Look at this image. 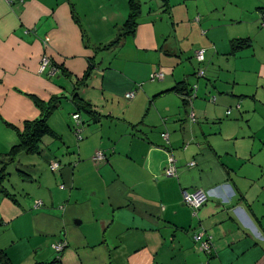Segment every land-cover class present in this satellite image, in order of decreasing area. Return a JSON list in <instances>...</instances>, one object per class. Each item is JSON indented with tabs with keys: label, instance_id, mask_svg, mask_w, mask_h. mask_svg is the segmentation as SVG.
I'll return each instance as SVG.
<instances>
[{
	"label": "crops",
	"instance_id": "0c3cea01",
	"mask_svg": "<svg viewBox=\"0 0 264 264\" xmlns=\"http://www.w3.org/2000/svg\"><path fill=\"white\" fill-rule=\"evenodd\" d=\"M138 1L134 32L101 50L131 0H0V154L40 103L61 101L40 153L21 157L17 202L0 195L8 264H264V0ZM88 70L78 138L68 97ZM197 188L194 214L183 195Z\"/></svg>",
	"mask_w": 264,
	"mask_h": 264
},
{
	"label": "trees",
	"instance_id": "16d2710c",
	"mask_svg": "<svg viewBox=\"0 0 264 264\" xmlns=\"http://www.w3.org/2000/svg\"><path fill=\"white\" fill-rule=\"evenodd\" d=\"M20 2V1H19ZM132 6L135 7V10L130 13L128 20L122 25V29L117 33L116 37L108 43L107 45L101 46V50L110 49L117 47L120 44L121 38L125 35H130L134 32L137 20L138 7L140 6L138 0H131ZM234 49H240L248 46V41L238 40L232 43ZM90 76V71L88 70L84 76L78 81L73 83L72 92L69 95V99L74 103L78 111L75 113H80L79 110H91V106L85 103L82 99L79 98L77 94V89L86 81ZM174 90L177 92H183L187 90V87L184 82H180L174 87ZM184 93V92H183ZM187 97V96H186ZM59 97L51 99L47 103H40L41 116L33 120H27L23 123L22 128H17L18 142L5 154H0V195L10 198L12 201L17 202L15 195L10 193L8 188L5 186V182L8 180L9 173L7 169L9 165L18 162V158L21 154L37 155L40 153V145L44 137L52 135L53 132L50 130L47 119L51 115V112L60 104ZM74 114V113H73ZM72 114V115H73ZM20 165V162L17 163ZM51 165V163H50ZM49 165V168H50ZM61 165V163H60ZM51 170V169H50ZM52 171V170H51ZM54 172V171H52ZM17 173L23 177L29 176V173L25 172L22 169H17ZM67 246V245H66ZM0 261L8 264V258L4 251H0Z\"/></svg>",
	"mask_w": 264,
	"mask_h": 264
},
{
	"label": "built area",
	"instance_id": "2783aa9c",
	"mask_svg": "<svg viewBox=\"0 0 264 264\" xmlns=\"http://www.w3.org/2000/svg\"><path fill=\"white\" fill-rule=\"evenodd\" d=\"M6 1L8 3H12L14 0H6ZM17 1L23 2V0H17ZM204 51H205L204 49H201V50H198L196 52V58L199 62H202L205 59ZM52 65L53 64H52L51 58L48 55H44L42 57V60H41V69L44 70L47 67H51L50 71L54 74L57 69H56V67H54ZM204 74H205V71L203 70V68H200L197 71L198 77H202V76H204ZM163 78H164V74L162 72H156L152 77V79H163ZM192 95L193 94L188 96V99L190 101H192V99L195 97V95L194 96H192ZM133 97H134V91H129L128 93H126L127 99H132ZM228 113H230V111H228ZM72 118H73L74 123H75L74 127H73L74 133L76 134V136L78 138H81V135H80V133L82 131L81 116L79 113H74L72 115ZM190 118L192 119V121H194L196 119L195 115L193 113H191ZM162 136L165 139L168 138V135L165 133H163ZM104 158H105V155L103 154L102 151H98L94 156V160H96V161L97 160L98 161L103 160ZM191 165H193V163H191ZM60 168H61L60 163L56 162V161L51 163V165H50V169L54 172L58 171ZM166 171H167L168 175H174L176 173L175 166L173 164H171L170 167ZM183 199H184V202L189 207H191L193 209L194 214H195L197 209L199 207H201L207 201L208 194H207L205 189L197 188L192 192H184ZM40 204H41L40 201L36 202V206H38ZM194 238H195V241L198 243L199 249L201 251H204L206 253L212 252V250L214 248V244H213L211 235L207 234L205 231H200L194 235ZM65 246H66V242L55 244V248L57 251H61Z\"/></svg>",
	"mask_w": 264,
	"mask_h": 264
},
{
	"label": "rangeland",
	"instance_id": "374dc122",
	"mask_svg": "<svg viewBox=\"0 0 264 264\" xmlns=\"http://www.w3.org/2000/svg\"><path fill=\"white\" fill-rule=\"evenodd\" d=\"M203 70L205 71V68H203ZM21 157H24L23 160L24 159L29 160L31 156L23 153L19 156L18 162H20V160H22ZM18 162L9 165V167L7 169L9 176H8V180L5 182V186L8 189H10V191L14 194H17V192L21 189L22 185H27L26 182L25 183L20 182V180L18 179V176H17L18 175L17 169L19 166V165H17Z\"/></svg>",
	"mask_w": 264,
	"mask_h": 264
}]
</instances>
